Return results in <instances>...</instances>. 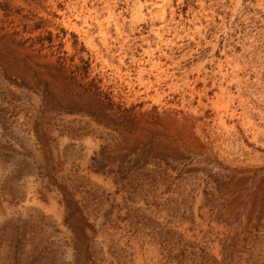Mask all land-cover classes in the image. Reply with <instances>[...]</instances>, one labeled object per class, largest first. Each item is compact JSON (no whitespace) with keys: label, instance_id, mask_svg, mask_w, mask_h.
<instances>
[{"label":"rangeland","instance_id":"1","mask_svg":"<svg viewBox=\"0 0 264 264\" xmlns=\"http://www.w3.org/2000/svg\"><path fill=\"white\" fill-rule=\"evenodd\" d=\"M0 264H264V0H0Z\"/></svg>","mask_w":264,"mask_h":264},{"label":"trees","instance_id":"2","mask_svg":"<svg viewBox=\"0 0 264 264\" xmlns=\"http://www.w3.org/2000/svg\"><path fill=\"white\" fill-rule=\"evenodd\" d=\"M49 37L46 38L48 45H44V42L42 38L39 37H29L27 38V41H29V44L27 48L31 50V52H35V55L40 54V51L43 49H46V53L44 54V57L52 58L49 62H46L44 64L45 67L55 70L59 73H64L66 70H68L70 73H75L79 70V65L77 64H68L66 65V57L64 56L65 52L59 50V46L55 47L51 44V38L50 33H48ZM61 45V43H60ZM55 47V48H54ZM80 60H82L80 58ZM70 61H73V56L70 58Z\"/></svg>","mask_w":264,"mask_h":264}]
</instances>
